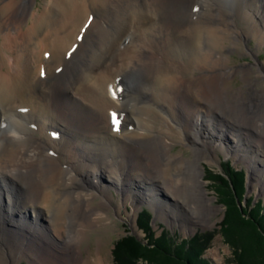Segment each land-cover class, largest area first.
Listing matches in <instances>:
<instances>
[{"label":"bare ground","instance_id":"6f19581e","mask_svg":"<svg viewBox=\"0 0 264 264\" xmlns=\"http://www.w3.org/2000/svg\"><path fill=\"white\" fill-rule=\"evenodd\" d=\"M221 1L44 0L33 12L28 0H0V243L12 260L35 256L39 236L53 257L70 254L108 224L111 187L133 206L149 200L160 215L213 224L220 207L202 178L209 150L264 174V92L245 80L243 97L223 84L240 71L223 62L227 53L250 36L264 43V16L258 0ZM175 138L191 155L170 151ZM102 247L68 264H105Z\"/></svg>","mask_w":264,"mask_h":264},{"label":"rangeland","instance_id":"374dc122","mask_svg":"<svg viewBox=\"0 0 264 264\" xmlns=\"http://www.w3.org/2000/svg\"><path fill=\"white\" fill-rule=\"evenodd\" d=\"M1 1L4 2L8 0ZM224 1L226 2L225 4L228 5L232 4L233 2H238L237 0ZM215 2L216 3L213 4L219 9H223V7H225L221 0H215ZM258 2H260V0H258ZM258 2H254L256 11L259 12V16H261L262 13L264 16V8L260 4H258ZM261 3L262 5H264V0H261ZM88 4H93L96 8V4L91 2H88ZM257 4L258 6H256ZM43 5L44 0H28V6H30L33 12H38L42 10ZM231 10L234 11L235 8L232 7ZM103 11V13L107 15V10L105 11V9H103ZM103 13H97V16L96 13H94V16H96L94 18H101L102 16H104L102 15ZM238 18H240V14L235 16V20L238 26L243 27V23L240 22ZM233 20L232 23H234ZM26 21L27 20H23L22 23L25 24ZM97 23L104 26L106 24V21L99 19ZM93 38L94 30H92V32L88 31L87 37L85 38V47H89L90 41ZM65 46H67V44ZM80 56H78L79 60L81 59ZM223 62L227 64L228 67L240 70L233 72L229 76V82H223V84L226 85V89L230 91L233 90L234 93L243 92V97H246V95L248 94L246 91V80L254 84L255 88L252 86V89L254 88L258 91L260 90L264 92V43L258 45L256 39L252 36H250L248 39L241 40V42L236 45V48L233 51L227 53V56L225 57ZM59 71L57 70V73ZM195 75H197V72L195 73ZM221 83L222 82H220V84ZM11 128L12 127L9 124L4 125L5 130H11ZM174 140L175 142H173L170 148V151L172 153H178L182 156L191 155L193 151L192 147L187 145L182 140H177L176 138ZM240 158V155L236 156V154L234 153L227 154L225 151L223 152L222 150L216 149L215 152L209 150L206 155V158L202 160V164L204 166L202 169V178L206 182L207 195L209 197H212V200L210 201L212 205L220 207V210L215 214V216H211V221H214L213 224L211 222H199V218H197L195 215H190V213L189 215L192 220L186 218L187 220H184L185 222H182L183 217L181 218L178 214H176V216L178 215L177 217L169 215L165 216L163 214L160 215V207H157L148 199V201L145 200L141 202H136L133 206L131 204V200L128 203L124 202V200L122 199V194L118 193L116 189L111 187L108 188L107 191L109 196L111 194V204L110 209L108 210L106 221V224H108L104 227L101 226L102 228L94 226L95 229H92L88 232L89 235L83 242L78 245H75L73 249L71 247V255L69 254V252H59L54 254L56 255V257H53L49 252L51 251L50 245L52 244L45 240V238L42 236H39L41 238V241L37 240L39 241V243H41V245H39L40 248L36 250L37 253L35 256L33 255L34 250H27L25 251V254L18 258H13L12 260V258L10 257V247L6 244L4 245L3 243H0V248L2 249L4 255L7 257V264H42L41 260H47L50 264H68L69 255L72 258H78L79 256L87 258L88 255H94L96 247L98 246V242H100L103 245L100 250V253L105 259V264H120L119 260L115 256V245L121 238L120 236H123L127 231L133 234L135 238H137L142 243L148 241L152 243L151 239L155 238V236L157 234L159 235L160 233L170 239L172 238L173 240H180L181 238H186L188 240V238L194 237L201 232H209L210 237L206 238V242L204 244L206 245L205 248L202 250V253L199 254L197 257L195 256V258L200 260L202 259V264H237L235 262V258L233 257L235 251L233 245L224 240L219 230V225L224 215L225 204L223 202H220L221 197L218 193L219 187L216 183L218 182V179L216 177H212V174L222 172V168H224L223 164H225L224 162L226 161L230 162V164L234 168H241L244 171V192L242 194V198L237 199L239 201L238 204L246 205L250 202L255 203L258 200L263 205L264 209V174L260 176V173L256 169L253 170L252 167L249 166L248 162H245L242 158V160ZM126 160L130 161L129 157ZM143 161L148 164L150 162V158H147V155H144ZM149 166H151V162L149 163ZM262 169L264 170V168ZM122 181L123 177L120 178V182ZM134 186L136 185L134 184ZM117 204H119V210L116 209ZM133 207H135L134 215L132 213ZM142 209H146L149 212V233L147 231H145V233L142 228L139 227L137 222V218H140L139 214ZM128 213L132 214V220L128 217ZM31 218L26 219L27 224L32 220ZM198 238L201 239L200 237ZM38 258L40 259V261H38ZM135 259L136 264H150L141 257Z\"/></svg>","mask_w":264,"mask_h":264},{"label":"trees","instance_id":"16d2710c","mask_svg":"<svg viewBox=\"0 0 264 264\" xmlns=\"http://www.w3.org/2000/svg\"><path fill=\"white\" fill-rule=\"evenodd\" d=\"M224 163L222 172L212 174V177L218 179L216 183L220 202L225 204L219 230L224 240L233 245V257L237 264H264L263 205L258 200L248 203L251 205L238 204L237 199H241L244 192V171L234 168L228 161ZM139 217V227L149 233V212L142 209ZM120 237L115 245V256L120 264H136L135 258L139 257L150 264H202V259H196L195 256L202 253L210 234L201 232L188 240H173L160 233L151 239L152 243H142L128 231Z\"/></svg>","mask_w":264,"mask_h":264},{"label":"snow or ice","instance_id":"6c2138e0","mask_svg":"<svg viewBox=\"0 0 264 264\" xmlns=\"http://www.w3.org/2000/svg\"><path fill=\"white\" fill-rule=\"evenodd\" d=\"M91 20V18H89ZM85 27H87V25H85ZM82 37H77V39H81ZM47 56V53L45 54ZM59 71V69H58ZM41 75L43 76L44 75V71L43 69H41ZM112 120H113V124L116 125L117 121H118V115L113 113L112 114ZM114 130H118V129H115Z\"/></svg>","mask_w":264,"mask_h":264}]
</instances>
